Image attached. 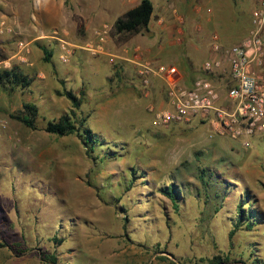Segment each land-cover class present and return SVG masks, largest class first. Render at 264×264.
Masks as SVG:
<instances>
[{"label": "rangeland", "instance_id": "rangeland-1", "mask_svg": "<svg viewBox=\"0 0 264 264\" xmlns=\"http://www.w3.org/2000/svg\"><path fill=\"white\" fill-rule=\"evenodd\" d=\"M138 1L0 0V29L11 44L0 47V61L30 80L27 88L0 86V264H49L44 255L58 264H210L215 256L221 264H264V134L243 148L231 139L194 140L186 124L153 127L150 105L138 92L128 96L133 65L80 49L104 27L110 51L125 58L147 38L188 43L196 8L211 9L204 19L213 28L231 4L251 20L258 0H150L149 31L117 34L114 22ZM44 4L51 9L40 11ZM34 12L54 25L41 44L24 28ZM19 42L29 51L24 61ZM64 91L80 99L75 117ZM24 104L37 107L35 130L15 118ZM63 115L101 145L90 153L78 133L44 131ZM202 170L211 174L205 184ZM166 185L180 190L177 209L160 192ZM241 204L251 227L246 219L236 225Z\"/></svg>", "mask_w": 264, "mask_h": 264}, {"label": "built area", "instance_id": "built-area-1", "mask_svg": "<svg viewBox=\"0 0 264 264\" xmlns=\"http://www.w3.org/2000/svg\"><path fill=\"white\" fill-rule=\"evenodd\" d=\"M107 40L108 30L104 27L80 49L94 56H106L113 64L118 57L106 48ZM18 47V57L24 61L20 54L29 52L27 46L19 42ZM211 49L218 57L203 63L204 75L189 87L179 84L172 66L152 61L135 64L143 87H148L152 78L165 84L167 108L149 109L151 125L184 123L201 114L211 117L210 123L218 134L249 148L255 137L264 134V0H258L251 13V28L239 43L224 47L215 41ZM64 51L69 54L67 48ZM9 67L8 60L0 61V71Z\"/></svg>", "mask_w": 264, "mask_h": 264}, {"label": "crops", "instance_id": "crops-1", "mask_svg": "<svg viewBox=\"0 0 264 264\" xmlns=\"http://www.w3.org/2000/svg\"><path fill=\"white\" fill-rule=\"evenodd\" d=\"M42 2H49L50 0H41ZM205 2L206 0H202ZM209 2L215 3L216 0H208ZM140 1H138L139 3ZM233 3V0H227V3ZM137 3V4H138ZM136 4V5H137ZM216 4V3H215ZM232 4L228 6L227 10L228 13L224 17L221 18V21H218L216 25L218 27L211 28L207 26V23H210L211 20L204 19L205 12L210 13L211 9L203 10L202 8H196L194 10L195 18H199L198 25L192 27V39L189 40L188 43L183 42L181 37L178 38H170L168 35L165 37H156V38H147L141 41L136 45L131 44L125 50L126 54H129L130 57L125 58L119 56L117 54L112 53V49L110 47V41H106V48L108 51L118 57L115 60V63H110V65H119L123 62L130 63L133 65L132 68V75L133 78L131 79L129 85L131 88V92L128 93V96H131L133 100L135 99L136 93L140 94V99L142 104H146L145 106L150 105V108L155 110H163L167 108V98H166V91H165V84L159 78H152L150 85L148 87H143L141 80L136 72L135 64L137 62L142 61H152L155 64H164L167 66H172L176 69L177 75L176 78L180 85L184 87H189L192 83L201 75H204L202 72V65L205 61L218 57V54L212 52L211 46L216 41L220 45L227 47L234 44H237L241 41V39L247 35L248 31L251 28V20L246 17H241L237 13L232 11ZM38 7L36 6V9ZM48 5L40 6V11H49ZM51 9V8H50ZM213 9V8H212ZM51 12V11H50ZM49 12V13H50ZM55 14L58 18L59 11L57 10ZM45 15L43 12L38 15V13L34 12L31 14L25 22L27 25L24 27L29 33L31 38V43L41 44L44 37V34L47 31H50L54 28V25L51 23V20H47V22L40 21L39 19L41 16ZM14 21L12 24H16L19 22V18L14 14ZM150 24V23H149ZM36 30V31H35ZM182 33H179L181 35ZM13 35V34H12ZM14 36V35H13ZM49 37V36H47ZM10 40L9 35L6 31L0 29V47H10L11 44H7L6 41ZM44 42V41H43ZM7 45V46H6ZM130 47V48H129ZM173 47V48H172ZM111 50V51H110ZM171 52H175L173 55H168ZM33 53V52H32ZM107 58L106 56H101ZM31 58V55L28 57ZM109 61V59H108ZM223 104V101L221 102ZM225 104V102H224ZM229 107L228 104H226ZM148 107V106H147ZM148 109V111H149ZM143 114L145 110L141 109ZM152 118V113L149 111ZM147 115H149L147 113ZM211 117L205 115H196L190 118L189 121L184 123H171L167 126H161L162 128H169L172 125H180L186 124L188 128L194 131L193 138L194 140H199L203 138L204 135L213 142L215 141H224L227 144L228 139L227 137L220 135L217 133L216 126L210 123ZM206 127V131H203L201 128ZM192 140V139H191ZM192 143V141H191ZM168 186V185H166ZM178 193V203L183 198L180 196V190L177 185ZM169 200V199H168ZM171 203V202H170ZM172 205V204H171Z\"/></svg>", "mask_w": 264, "mask_h": 264}, {"label": "trees", "instance_id": "trees-1", "mask_svg": "<svg viewBox=\"0 0 264 264\" xmlns=\"http://www.w3.org/2000/svg\"><path fill=\"white\" fill-rule=\"evenodd\" d=\"M153 11V4L150 0H140V2L135 7L128 10L122 17L118 18L114 22V31L117 34H137L141 29H144L146 32H148L149 23L151 21ZM44 54V61L49 62L50 54L47 52H44ZM6 85H10L11 87L27 88L30 85V80L22 73H20L15 67L10 69H3L0 71V86ZM63 95L71 102V116L75 117L76 111L80 108V99L70 91H64ZM22 108L23 111L15 118L22 124H24L27 128L35 130V120L38 113L37 107L33 104H24ZM76 125V122L72 121L70 117H68L67 115H63L57 121H49L46 124L44 131L48 134L58 137H64L78 133L79 137L86 145V147H89L90 153H93L95 147L101 145V140H99V138L90 130L83 128L79 129L76 127ZM79 125L82 126V123H79ZM210 175L207 176L206 172L202 170L201 174H199L198 176V179L205 184V177H210ZM160 192L169 199L172 206H174L176 209L178 208L179 196L175 185L165 186L160 189ZM238 214L239 216L236 224L237 227L243 222L244 219H246L247 226L251 227V211H248L245 215L241 204L238 208ZM232 235L233 231L231 232L230 236ZM3 246L4 245L0 244V247ZM42 260L49 264H58L57 258L54 255H44L42 256ZM209 263L221 264L223 262L218 256H215L211 260H209Z\"/></svg>", "mask_w": 264, "mask_h": 264}]
</instances>
